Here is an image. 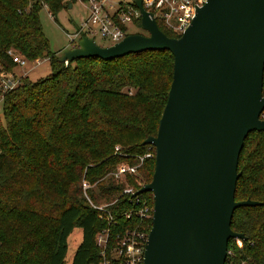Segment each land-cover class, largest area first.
Returning <instances> with one entry per match:
<instances>
[{
    "label": "trees",
    "instance_id": "1",
    "mask_svg": "<svg viewBox=\"0 0 264 264\" xmlns=\"http://www.w3.org/2000/svg\"><path fill=\"white\" fill-rule=\"evenodd\" d=\"M77 1L0 0V67L7 73L18 66L10 50L30 61L47 59L51 67L46 77H21L15 88L0 89V264L98 261L99 232L110 229L112 247L117 234L138 225L137 218L121 216L130 207V195L122 190L152 178L154 157L144 158L136 175L116 180L108 174L120 162L139 163L114 154L115 146L122 153L143 155L147 145L142 141L156 134L173 56L168 50H146L110 60L79 58L66 65L51 48L40 12L45 7L56 19ZM135 24L139 28L140 19ZM262 114L264 119V110ZM237 171L235 200L260 204L234 210L231 229L244 239L229 240L225 264H264V131L247 135ZM84 177L95 184L88 191L92 202L107 204L104 210L85 197ZM140 196L153 202L150 192ZM109 215L115 225L109 224ZM76 227L83 238L67 262L68 239Z\"/></svg>",
    "mask_w": 264,
    "mask_h": 264
},
{
    "label": "water",
    "instance_id": "2",
    "mask_svg": "<svg viewBox=\"0 0 264 264\" xmlns=\"http://www.w3.org/2000/svg\"><path fill=\"white\" fill-rule=\"evenodd\" d=\"M140 27L102 46L83 36L60 60L119 58L168 50L172 81L155 135L151 181L134 195L153 197L144 264H225L233 212L258 201L235 200L238 159L247 135L264 131V0H207L178 37L149 18L141 0ZM72 3L70 7H72Z\"/></svg>",
    "mask_w": 264,
    "mask_h": 264
},
{
    "label": "built area",
    "instance_id": "3",
    "mask_svg": "<svg viewBox=\"0 0 264 264\" xmlns=\"http://www.w3.org/2000/svg\"><path fill=\"white\" fill-rule=\"evenodd\" d=\"M143 8L149 13V18L156 20L168 32L174 34V37L180 36L190 25L196 9L201 7L207 0H141ZM87 12L81 22L77 24L72 32L67 31V36L71 42L70 48L79 46L83 36H88L96 40V36H101L113 45L121 41L130 34V27H136L135 20L140 19V12L134 1L130 0H88L85 2ZM160 28V27H159ZM98 43V42H97ZM103 46V45H102ZM9 53L13 61L18 66H25L29 60L21 55L15 54L12 50ZM45 59H36L35 63L39 65ZM69 61H65L68 65ZM21 77L15 73H6L0 71V89L3 91L15 88ZM263 118V114H262ZM114 154L123 157H135L139 160L137 165H129L126 162H120L110 174L116 180L123 178L125 174L136 175L137 167L144 158L154 157L155 149L152 145H147V150L143 155H132L122 153L120 146H115ZM144 184L138 182V188L132 185L126 186L121 194L130 195V207L121 213L125 218L135 217L138 219V225L125 229L121 234L116 235L117 242L110 247V229L106 228L96 236V244L100 248V259L91 264H144V250L151 228L153 216V202L149 199L134 195L136 190ZM95 184L83 179L82 189L88 201L100 210H104L107 204L95 205L88 191ZM153 198V197H152ZM150 220V225L147 221ZM117 222L113 216L109 215V224L115 225ZM231 253L227 249L226 262L229 261L228 255Z\"/></svg>",
    "mask_w": 264,
    "mask_h": 264
},
{
    "label": "rangeland",
    "instance_id": "4",
    "mask_svg": "<svg viewBox=\"0 0 264 264\" xmlns=\"http://www.w3.org/2000/svg\"><path fill=\"white\" fill-rule=\"evenodd\" d=\"M87 8L85 2L78 0L72 7L66 6L62 11L56 15V19L51 16L47 8H43L40 12V19L43 25V31L49 39L53 51L59 52L60 57L63 55L65 49L71 47V42L67 36V31L72 32L76 25L81 22L86 15ZM131 33H146L141 27H130ZM97 42L100 45L106 46L108 42L101 36H96ZM21 55L19 53H15ZM35 60H29L25 66H17L10 73H15L18 77H28L31 80H39L51 73L49 60L45 59L37 65ZM0 71L4 70L0 67ZM9 73V72H7ZM3 112L2 103L0 101V114ZM119 146V145H118ZM85 179V177L83 178ZM82 179V181H83ZM104 203H101L102 205ZM83 238V231L76 227L68 239V253L66 256L67 262H71L73 256L81 243Z\"/></svg>",
    "mask_w": 264,
    "mask_h": 264
},
{
    "label": "crops",
    "instance_id": "5",
    "mask_svg": "<svg viewBox=\"0 0 264 264\" xmlns=\"http://www.w3.org/2000/svg\"><path fill=\"white\" fill-rule=\"evenodd\" d=\"M77 26V25H76Z\"/></svg>",
    "mask_w": 264,
    "mask_h": 264
}]
</instances>
